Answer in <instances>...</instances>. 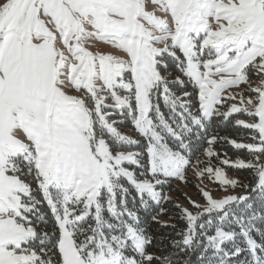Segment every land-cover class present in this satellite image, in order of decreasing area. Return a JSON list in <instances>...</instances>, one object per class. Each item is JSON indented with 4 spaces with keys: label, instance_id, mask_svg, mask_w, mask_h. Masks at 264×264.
<instances>
[{
    "label": "snow or ice",
    "instance_id": "1",
    "mask_svg": "<svg viewBox=\"0 0 264 264\" xmlns=\"http://www.w3.org/2000/svg\"><path fill=\"white\" fill-rule=\"evenodd\" d=\"M190 167L228 194L159 220ZM193 258L264 264V0H0V264Z\"/></svg>",
    "mask_w": 264,
    "mask_h": 264
},
{
    "label": "trees",
    "instance_id": "2",
    "mask_svg": "<svg viewBox=\"0 0 264 264\" xmlns=\"http://www.w3.org/2000/svg\"><path fill=\"white\" fill-rule=\"evenodd\" d=\"M213 135L221 136V137L227 136L230 139H236L239 141L241 136L248 135V130L243 129L242 127L235 126L232 121L225 122L222 120H214L208 126L207 131L203 134L204 139L200 143V145H198V150L193 153V160H195L196 158L204 154L203 149L208 147L207 140L209 137ZM213 147L217 152L221 154L222 158L224 154H227V157L230 160H235L237 156H240L241 158H244L246 156V150H237L232 145L227 144V143H222L220 141H218ZM212 163L215 165V164H218L219 162L216 161L215 157H213ZM220 166L223 167L225 170H227L228 173H230L231 175H234L237 178V180H240L243 183L251 182V176L247 170L233 169L227 165H220ZM188 186L189 188L192 189L193 192H195V194L199 195L198 190L193 184L189 183ZM239 191H240L239 188L235 190V192H239ZM164 192L166 195L167 194L170 195V202H165L163 204V207L166 209L168 214H160L158 216V219L161 221H166L168 224L175 223V224H178V226L182 227L184 224L183 221H179L177 219L169 220V215H172V216L178 215V209L175 207V205H177V202H179V200H182L187 204V200L184 194L176 186L173 180L171 181L170 185L164 188ZM156 211H157L156 209H153L152 214H155ZM142 219L148 220L147 227L149 231L153 234L166 235L171 232L170 228H162L160 227V225L152 223L150 220V217L142 216ZM49 223L50 224L52 223L50 213H49ZM150 250L157 251L156 249H150ZM157 254H160V253L157 251ZM164 254H167V253L165 252ZM192 264H195V258H193Z\"/></svg>",
    "mask_w": 264,
    "mask_h": 264
},
{
    "label": "rangeland",
    "instance_id": "3",
    "mask_svg": "<svg viewBox=\"0 0 264 264\" xmlns=\"http://www.w3.org/2000/svg\"><path fill=\"white\" fill-rule=\"evenodd\" d=\"M99 47H103V46H99ZM214 78H218V77H214ZM246 87L244 85L241 86V88ZM241 88H233L230 89L229 91L232 92H239L241 90ZM237 118H241V119H247V117L240 115ZM240 127V126H238ZM131 134H135L134 132ZM209 158L205 155L202 154L201 156H199L198 158H196L195 160H193V164L196 163V160L202 161V162H206ZM225 170V169H224ZM195 169L190 167L188 168V170L186 171L185 175L187 177V183L180 181V180H173L174 183L176 184V186L180 189V191L184 194L186 200H187V204L182 201L179 200V202H177V204L183 206V207H189L191 208V205L189 204V200L188 197L194 199L197 203L200 204H204L206 203V201L203 199L202 195L200 194L198 188L196 187L197 185H199L200 188H203L205 191H210L211 195L213 196V198H222L224 195H227L228 193H225L222 188L220 186H218L216 183L209 181L206 178H198L195 174ZM225 172L227 173V175L230 178H234L237 179L234 175H231L230 173H228L227 170H225ZM191 183L193 184L196 189L198 190L199 195L195 194V192L192 191L191 188H189L188 184ZM167 196L170 197L169 194H167Z\"/></svg>",
    "mask_w": 264,
    "mask_h": 264
}]
</instances>
